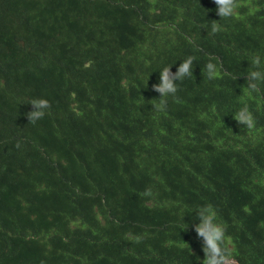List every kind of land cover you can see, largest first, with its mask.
<instances>
[{
	"label": "trees",
	"instance_id": "16d2710c",
	"mask_svg": "<svg viewBox=\"0 0 264 264\" xmlns=\"http://www.w3.org/2000/svg\"><path fill=\"white\" fill-rule=\"evenodd\" d=\"M236 4L0 0V264H201L207 204L237 264H264V0Z\"/></svg>",
	"mask_w": 264,
	"mask_h": 264
},
{
	"label": "clouds",
	"instance_id": "9594fccd",
	"mask_svg": "<svg viewBox=\"0 0 264 264\" xmlns=\"http://www.w3.org/2000/svg\"><path fill=\"white\" fill-rule=\"evenodd\" d=\"M217 6V15L220 18L232 16L234 10L237 7L236 0H214ZM217 30V25L213 23L212 31ZM194 58L189 56L182 63H180L176 72L171 71V67H164L160 71V82L158 84L152 85L154 91L160 94V103L156 105L158 109H163L166 106V99L169 94L175 95L177 92L176 81L182 80L187 76L193 74V64ZM253 66L256 68L260 67L259 57L253 58ZM206 70L209 78L216 75V65L209 62L206 65ZM264 80V72L262 71H251L247 75L248 88L252 91L257 90L258 86L256 81ZM33 106V111L26 113L28 121L35 123L40 120L45 115V110L51 107L50 102L47 99L35 98L30 101ZM233 118L238 122V124L246 125L251 128L254 125V118L251 112L244 107L234 114ZM145 196L151 195V190L146 189L143 193ZM198 224L193 227L197 236L203 240V252L204 260L201 264H237L231 251L225 246V233L226 229L222 223L217 222V212L211 204L202 206L196 210Z\"/></svg>",
	"mask_w": 264,
	"mask_h": 264
}]
</instances>
